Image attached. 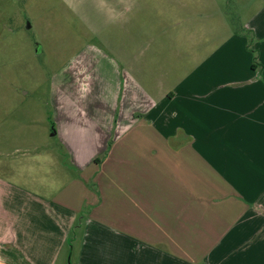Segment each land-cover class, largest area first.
I'll return each mask as SVG.
<instances>
[{"label":"crops","instance_id":"1","mask_svg":"<svg viewBox=\"0 0 264 264\" xmlns=\"http://www.w3.org/2000/svg\"><path fill=\"white\" fill-rule=\"evenodd\" d=\"M200 1L166 50L114 63L98 107L52 103L62 159L0 177V264H264V0L217 12L223 34Z\"/></svg>","mask_w":264,"mask_h":264},{"label":"rangeland","instance_id":"2","mask_svg":"<svg viewBox=\"0 0 264 264\" xmlns=\"http://www.w3.org/2000/svg\"><path fill=\"white\" fill-rule=\"evenodd\" d=\"M217 1L213 23L220 34L217 12L238 25L263 4ZM202 7L200 0H0V177L26 188L52 172L31 164L34 158L62 159L51 132L52 103L61 106L70 95L98 107L116 91L115 62L127 72L130 54L139 61L157 54V47L166 50ZM46 183L37 181V196L48 194L41 187Z\"/></svg>","mask_w":264,"mask_h":264},{"label":"trees","instance_id":"3","mask_svg":"<svg viewBox=\"0 0 264 264\" xmlns=\"http://www.w3.org/2000/svg\"><path fill=\"white\" fill-rule=\"evenodd\" d=\"M255 60H256V57H255L254 61ZM255 67H256V65H255V62H254V64L252 65V69H255Z\"/></svg>","mask_w":264,"mask_h":264}]
</instances>
